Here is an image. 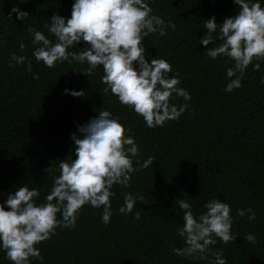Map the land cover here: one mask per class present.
I'll list each match as a JSON object with an SVG mask.
<instances>
[{
	"label": "trees",
	"instance_id": "obj_1",
	"mask_svg": "<svg viewBox=\"0 0 264 264\" xmlns=\"http://www.w3.org/2000/svg\"><path fill=\"white\" fill-rule=\"evenodd\" d=\"M74 2L0 0V203L19 186L37 189L36 203L45 202L59 175L60 160L76 158L71 135L79 134L78 126L102 110L110 111L134 137L139 148L134 167L150 156L155 160L131 174L130 187L113 186L107 225L101 219L103 206L85 204L74 227H58L55 235L36 245L43 259L30 258V264H212L215 251L223 252L226 264H264V61L254 59L241 87L227 92L226 70L234 62L210 58L200 44L207 34L205 21L215 16L222 24L237 14L238 5L234 0H146L152 14L176 25L169 26L165 36L144 38L146 58L167 60L172 67L168 77L178 74V87L191 96L185 101L173 93L170 103L187 104L186 110L178 120L150 128L117 96L104 92L102 65L88 77L82 73L89 67L86 62H57L49 68L35 59L37 45L28 30L42 31L55 41L45 25L54 13L70 18ZM259 2L264 7V0ZM14 6L29 16L19 19ZM86 46L81 40L68 51ZM12 53L28 57L31 72L27 63L12 61L10 66ZM257 62L260 69L253 70ZM34 74H39L38 80ZM82 90L84 96L71 94ZM48 167L52 170L46 172ZM122 193L137 198L127 215L118 211L124 204ZM177 199L188 201L197 217L212 199L228 203L236 239L224 244L213 237L216 244L210 246L207 259L177 255L172 249L185 246L177 233L184 224ZM248 208L255 212L254 220L247 212L238 217V210ZM57 219H62L60 213ZM249 233L255 235V243L247 242ZM0 264H12L2 248Z\"/></svg>",
	"mask_w": 264,
	"mask_h": 264
},
{
	"label": "clouds",
	"instance_id": "obj_2",
	"mask_svg": "<svg viewBox=\"0 0 264 264\" xmlns=\"http://www.w3.org/2000/svg\"><path fill=\"white\" fill-rule=\"evenodd\" d=\"M234 3L238 5L237 14L226 17L219 25L215 16L206 20L207 34L200 38L210 58L226 57V63L234 62L226 70L227 92L241 87L244 73L254 59L264 61V7L259 0H234ZM12 11L21 20L29 16L15 6ZM152 13L146 0H75L70 18L54 13L50 23L45 25L55 41L42 31L28 30L33 45H37L33 55L49 68L55 67L57 62H86L89 67L82 73L88 77L102 65L104 92L117 96L119 102L132 108L148 127H163L167 121L178 120L187 108V104L178 107L170 103L173 93L185 101L191 100V96L186 89L178 87L181 83L178 74L168 77L172 67L167 60L153 58L149 62L146 58L144 38L155 33L165 36L169 26L176 27L175 23H166L161 16ZM81 40L87 45L85 48L68 51ZM216 40L220 41L218 45L207 47ZM23 48L21 44V50ZM12 61L27 63V70L31 72L28 57L12 53L10 66ZM259 69L257 62L253 70ZM33 78L38 80L39 74H34ZM261 83L264 84V79ZM68 91L65 89L66 93ZM71 94L80 97L84 96V91ZM129 131L110 111H100L86 124L78 126L79 134L71 135L76 158L60 160L59 175L53 178L45 202L36 203L34 198L40 195L37 189L19 186L0 203V248L12 264H30V258L42 260L36 245L55 235L58 227H74L85 204L94 208L103 206L102 222L106 225L110 222L113 186L130 187L131 174L147 169L155 160L150 156L133 166L139 148L134 137L127 135ZM51 170V167L45 169L46 172ZM122 195L124 204L118 211L127 215L133 212L137 198L131 193ZM176 202L184 211V224L177 233L185 242L184 247L172 249L177 255L195 258L199 254L200 258L207 259L210 246L216 244L213 237L224 244L236 239L231 232L233 218L228 203L212 199L205 204L206 211L197 217L188 201L177 199ZM246 212L251 213L249 220L255 219L251 208L240 209L237 215L243 217ZM57 213L62 219H57ZM135 219H140L139 211L135 212ZM246 240L255 243L256 237L249 233ZM211 254L212 264H226L222 251Z\"/></svg>",
	"mask_w": 264,
	"mask_h": 264
}]
</instances>
